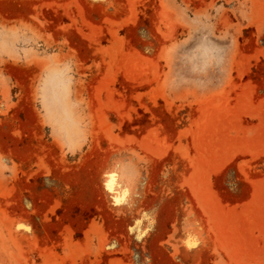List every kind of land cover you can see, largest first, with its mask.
Returning <instances> with one entry per match:
<instances>
[{
    "label": "rangeland",
    "instance_id": "rangeland-1",
    "mask_svg": "<svg viewBox=\"0 0 264 264\" xmlns=\"http://www.w3.org/2000/svg\"><path fill=\"white\" fill-rule=\"evenodd\" d=\"M0 264H264V0H0Z\"/></svg>",
    "mask_w": 264,
    "mask_h": 264
}]
</instances>
